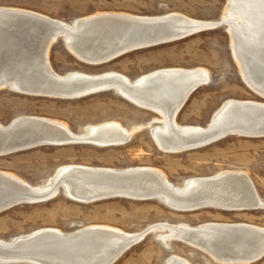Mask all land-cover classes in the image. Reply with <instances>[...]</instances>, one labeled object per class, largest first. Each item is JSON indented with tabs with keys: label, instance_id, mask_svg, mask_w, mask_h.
<instances>
[{
	"label": "bare ground",
	"instance_id": "obj_1",
	"mask_svg": "<svg viewBox=\"0 0 264 264\" xmlns=\"http://www.w3.org/2000/svg\"><path fill=\"white\" fill-rule=\"evenodd\" d=\"M168 18L174 21L167 26L176 27L179 24V28L184 29L213 26L224 21L242 81L264 97V0H227L218 21L195 20L175 12L161 16L116 12L95 13L64 22L35 11L0 7V91L8 89L22 95L68 100L113 91L131 104L158 115L148 125L132 129L111 121L88 125L80 134L74 133L59 120L20 116L8 125L0 123V128L4 129H0V151L39 137L58 136L61 132L68 134L71 140H85L68 145L119 147L128 144L134 134L144 127L150 129L156 146L166 153L187 151L208 140L207 136L193 140L191 137L196 131L206 133L225 128L235 136L264 137V102L252 100H226L205 127L179 124L177 115L190 97L211 82V74L205 68L159 69L132 80L113 71L102 74L73 71L61 75L50 63V50L58 37H64L69 43L70 53L88 65H102L96 63L110 59L114 61L128 52L158 46L152 45L156 40L147 39L153 28L139 26L129 20ZM73 76L79 78L70 80ZM82 77H88L90 82L82 84V80H79ZM99 89L103 90L97 91ZM89 90L96 92L80 96ZM11 124L14 126L10 128ZM49 124L54 126H47ZM94 131L100 134L92 137ZM60 194L81 204L116 198L153 199L180 212L204 208L224 211L264 209V201L252 178L242 170L191 178L181 186L172 183L164 172L155 167L117 169L66 165L58 168L46 184L36 186L15 174L0 171V206H8L15 198H46L38 202L44 203ZM150 230L163 243L184 242L204 252L217 264H251L261 259V256L253 258L257 252L264 253L263 227L216 222L197 226L186 223L158 224L138 233L98 225L71 233L44 228L12 240L0 239V244H15L18 251L29 256L26 260L33 262L28 264H115L123 256L125 248L136 245ZM32 235H36V238L25 241ZM165 264L192 263L172 255Z\"/></svg>",
	"mask_w": 264,
	"mask_h": 264
},
{
	"label": "rangeland",
	"instance_id": "obj_2",
	"mask_svg": "<svg viewBox=\"0 0 264 264\" xmlns=\"http://www.w3.org/2000/svg\"><path fill=\"white\" fill-rule=\"evenodd\" d=\"M227 0H0V7L35 11L51 19L72 22L95 13L161 16L180 13L195 20L218 21ZM226 25L188 38L128 52L103 65H88L77 59L62 41L53 44L50 63L59 74L80 71L87 74L118 72L134 80L166 68L202 67L211 74L210 84L197 90L177 115L180 125L205 127L215 111L228 99L264 102L241 79L231 52ZM20 116L59 120L77 134L88 125L115 121L132 129L150 123L154 112L131 104L116 92H103L68 100L0 91V123L8 125ZM150 129L144 127L131 141L119 147L101 148L74 144L42 146L0 156V171L17 175L31 185H44L58 168L85 165L127 169L151 167L181 186L191 178L210 177L223 171H246L264 201V137L228 136L195 150L166 153L159 149ZM245 223L264 228V209L224 211L204 208L192 212L174 211L159 200L109 199L81 204L60 194L38 204H23L0 214V239L12 240L44 228L71 233L88 226H109L126 233H138L158 224ZM177 255L192 264H217L204 252L181 241L163 243L149 233L132 246L115 264H165ZM251 264H264V257Z\"/></svg>",
	"mask_w": 264,
	"mask_h": 264
},
{
	"label": "water",
	"instance_id": "obj_3",
	"mask_svg": "<svg viewBox=\"0 0 264 264\" xmlns=\"http://www.w3.org/2000/svg\"><path fill=\"white\" fill-rule=\"evenodd\" d=\"M115 20H121V19L116 18ZM124 20L126 22V19H124ZM172 21H174V20H172V18L161 19V20H156V21L129 20V22H131L133 24H138L139 26L153 28L152 29L153 31L150 32V38H147V39L156 40V42H154L152 45H162V44L176 42V41L188 38V37H190V36H192L198 32H203L206 30L215 29V28H218L222 25H225L224 21H220V22L214 24L213 26L187 27L184 29V28H179V26H180L179 24L176 27L167 26V24L169 25V23ZM49 24H51V26H55L56 28H58L56 25H54L52 23H49ZM59 40L62 41L64 46L68 49L69 43L67 42V40L64 37H58V39L54 43H56ZM111 61H112V59L105 60L102 62H97L96 64H102L103 65V64H107ZM77 78H79V77L73 76L70 78V80H72V79L76 80ZM79 80H82L81 81L82 84H84V83L88 84L90 82V81H88L89 80L88 77H82V79H79ZM90 80H92V79H90ZM99 82H101V81H98V83ZM77 85H79V84H77ZM102 90L103 89H99L97 91H102ZM93 92H96V91L95 90H89L88 92L80 94V96L88 94V93L90 94ZM75 96H77V95H75ZM65 98H67V97H65ZM12 126H14V124H11V126H9V127L11 128ZM47 126H54V125L49 124ZM0 129L4 130L2 128H0ZM96 134H100V133H97L96 131H94L92 133V137H94ZM211 135H213V136H211ZM230 135H233V132L231 130H228L225 128L214 129V130H211V131L206 132V133L196 131L195 133H193V135L191 137L193 140L205 138L206 136H207L206 139H208V140L202 144H198L197 146L195 145L193 148H190V150H195V149H198L201 147L211 145V144H213L217 141H220V140H222V139H224ZM52 136H54V137H39L37 140L25 142L23 144H19L17 146L12 147V148L1 150L0 156L10 155V154H14V153H18V152H22V151H26V150H31V149H34L37 147H42V146H59V145H63V144L68 145V144L74 143V142L85 141L82 139L71 140V139H69L70 136L64 132H61L60 134H58V136H56L55 134ZM209 137H211V138H209ZM25 196H28V195H25ZM15 199H16L15 201H12V203L6 207L3 206L4 204L2 206H0V214L3 213L4 211H6L8 208L11 209L13 207L20 206L23 204L38 203V202H43V201L47 200L46 198H43L40 200H31V199H25V198H18V199L15 198ZM5 204H7V203H5ZM151 232H152L151 230L146 232L145 236ZM34 238H36V235H32L30 237H27V239H25V241H29V240H32ZM25 241H22V242H25ZM14 245L15 244L11 245V243H7L4 245L0 244V264H23V263L28 264V263H33V262H29V260H26L27 259L26 257H29V256H27V254H23V252L18 251V249H16ZM128 249L129 248H125L122 252V255H124ZM255 255L253 256V258H258L259 256H261L260 258H262L264 253L257 252Z\"/></svg>",
	"mask_w": 264,
	"mask_h": 264
}]
</instances>
